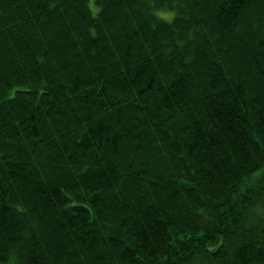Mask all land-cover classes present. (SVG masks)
I'll return each instance as SVG.
<instances>
[{"label": "trees", "instance_id": "16d2710c", "mask_svg": "<svg viewBox=\"0 0 264 264\" xmlns=\"http://www.w3.org/2000/svg\"><path fill=\"white\" fill-rule=\"evenodd\" d=\"M94 2L0 0V264H264V0Z\"/></svg>", "mask_w": 264, "mask_h": 264}, {"label": "rangeland", "instance_id": "374dc122", "mask_svg": "<svg viewBox=\"0 0 264 264\" xmlns=\"http://www.w3.org/2000/svg\"><path fill=\"white\" fill-rule=\"evenodd\" d=\"M89 5H90V7H91L93 13H96L97 10H98V7H97V5L95 4L94 0H89ZM157 14L160 15V16H162V17H165V18H167V19H171L172 16H173L172 13H169V14H167V13H165V12H161V13H160L159 11L157 12ZM251 205H252V209H253V210H259V211H261L262 214H264V213H263V207H264V205H263V201H262L261 199H257V200L254 199V200L251 202Z\"/></svg>", "mask_w": 264, "mask_h": 264}, {"label": "bare ground", "instance_id": "6f19581e", "mask_svg": "<svg viewBox=\"0 0 264 264\" xmlns=\"http://www.w3.org/2000/svg\"><path fill=\"white\" fill-rule=\"evenodd\" d=\"M203 19H204V21H206V24H207V25H209L210 23L212 24V27H213V30H212V31H214V30L216 31V27H217V25L215 24V22H212V21L210 22L209 19H208V16H207V15H203ZM217 22H218V21H217ZM218 23H219V22H218ZM118 109H119V108H118ZM79 111H81V110H79ZM88 112H89V111H88ZM111 112H116V111H115V109H113V110H111ZM85 114H87V113H85ZM166 155L169 156V153L167 152Z\"/></svg>", "mask_w": 264, "mask_h": 264}]
</instances>
